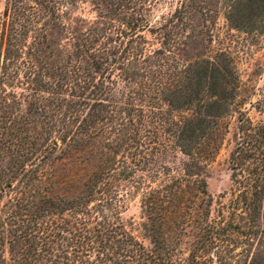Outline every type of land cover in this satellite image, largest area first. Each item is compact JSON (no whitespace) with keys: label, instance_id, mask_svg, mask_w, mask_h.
I'll return each instance as SVG.
<instances>
[{"label":"trees","instance_id":"16d2710c","mask_svg":"<svg viewBox=\"0 0 264 264\" xmlns=\"http://www.w3.org/2000/svg\"><path fill=\"white\" fill-rule=\"evenodd\" d=\"M156 1L5 0L0 264H264V121L241 114L231 215L212 218L239 75L228 48L184 56L207 0L152 23ZM225 3L231 29L262 32L264 0ZM134 194L149 245L122 218Z\"/></svg>","mask_w":264,"mask_h":264},{"label":"rangeland","instance_id":"374dc122","mask_svg":"<svg viewBox=\"0 0 264 264\" xmlns=\"http://www.w3.org/2000/svg\"><path fill=\"white\" fill-rule=\"evenodd\" d=\"M227 0H207L212 12L209 15L195 11L192 23L188 21L182 27L183 32L191 30L194 38L182 47L187 49L184 54L188 58H197L215 54L220 48H228L234 59L239 75V95L233 104V110L226 120L229 131L217 156L209 165L208 188L213 196L211 217L221 218L224 214L230 218L227 206L237 188L232 177L230 153L234 148L239 131L240 116L245 115L253 124L264 121V27L260 33H249L231 29L226 21L224 10ZM5 0H0V13ZM178 0H157L150 13L152 23H157L172 13ZM148 36H150L147 33ZM122 218L129 230L144 244L149 245L141 223L144 220L140 194L130 196L122 208Z\"/></svg>","mask_w":264,"mask_h":264}]
</instances>
